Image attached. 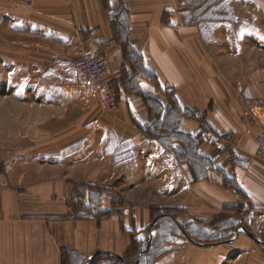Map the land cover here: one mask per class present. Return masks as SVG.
<instances>
[{
  "label": "crops",
  "instance_id": "1",
  "mask_svg": "<svg viewBox=\"0 0 264 264\" xmlns=\"http://www.w3.org/2000/svg\"><path fill=\"white\" fill-rule=\"evenodd\" d=\"M246 2L0 0V39L17 46L0 52V87H14L35 122L70 124L37 125L48 142L31 141L0 172V264H139L157 209L178 212L158 231L171 241L141 264H264V70L247 75V57L264 49L249 51V33L224 24ZM78 47L108 59L116 113L84 106ZM170 96L188 140L171 148L154 137ZM190 143L202 161L179 159Z\"/></svg>",
  "mask_w": 264,
  "mask_h": 264
},
{
  "label": "rangeland",
  "instance_id": "2",
  "mask_svg": "<svg viewBox=\"0 0 264 264\" xmlns=\"http://www.w3.org/2000/svg\"><path fill=\"white\" fill-rule=\"evenodd\" d=\"M237 1L240 0H232V2H237ZM246 1H247L246 5L241 4L239 6L232 7L231 15L227 14V16H225L224 24L226 30L249 33L248 36L243 37L244 38L243 41L245 42V48H247L249 51L250 49L252 48L255 49L257 47H262L264 49V0H246ZM16 47L17 46L14 40L0 39V52L9 54L11 56H15ZM75 50L72 51V55L74 59L76 55ZM247 59H248V63H247L248 77L256 69L264 70V53L262 56L260 54L249 55ZM12 78L14 79V73L12 74ZM106 78L110 83V70L109 73L106 75ZM0 79H6V77H4L3 75L1 77L0 74ZM13 96H15L14 87L12 88H6L4 86L0 87V172L2 171L5 172V165L7 163H10L12 159H15L17 155H21L24 153L21 152V149L23 147L32 144V142L33 143L38 142L40 144L44 142L45 143L48 142L47 135L39 136L35 134V130L33 131V128L37 127V125L43 128L52 126L55 132L59 131L58 129H61L60 127L62 126H64L65 128L70 126V124L68 125V123L67 124L64 123L65 121L63 120L50 121L49 123L48 121H42V120H40L39 123H37L38 122L37 120H35L37 121L35 122L34 119L31 117L32 116L31 104L17 103L15 99L12 98ZM116 99L118 102L117 96ZM83 104L87 108H95V109L99 108L101 111L110 114L116 113L119 109V103H118V108L115 111H108L107 109L102 108L97 103L96 100H92ZM78 124H79V120L76 121L77 126ZM137 133H141V132H137ZM64 136L66 135L58 133L56 134V136L53 137L52 140L59 142L60 140L64 139ZM72 187L73 189H75L77 188V185L73 184ZM104 190L107 191V189ZM260 227H263L264 229V224L260 225ZM260 227H259V231H260ZM157 238L158 237H156V239ZM158 241H160V239ZM170 241H171V237L165 234L163 241H160V246L164 247L163 244ZM263 252H264V248H263Z\"/></svg>",
  "mask_w": 264,
  "mask_h": 264
},
{
  "label": "built area",
  "instance_id": "3",
  "mask_svg": "<svg viewBox=\"0 0 264 264\" xmlns=\"http://www.w3.org/2000/svg\"><path fill=\"white\" fill-rule=\"evenodd\" d=\"M74 68L77 74L76 90L80 97L89 102L96 100L97 103L108 111L118 108L116 95L106 78L109 73L107 58L101 53H92L79 47L75 50ZM137 137L149 140L150 137L143 133H137ZM255 156L264 163V126L255 138ZM263 227H260V231Z\"/></svg>",
  "mask_w": 264,
  "mask_h": 264
},
{
  "label": "trees",
  "instance_id": "4",
  "mask_svg": "<svg viewBox=\"0 0 264 264\" xmlns=\"http://www.w3.org/2000/svg\"><path fill=\"white\" fill-rule=\"evenodd\" d=\"M111 89L113 90L112 86H111ZM113 92L115 93L114 90H113ZM115 95L117 96L116 93H115ZM170 100L172 102V105H171V108L169 109L167 115H165L164 119L161 122L159 120L156 121L157 122L156 123L157 129H156V134L154 136V137L160 139L161 142H163V144H165L169 147L173 142H175L176 138L178 139V141H180V142L182 141L184 144H186L188 141L186 138H184L185 137L184 135L182 136L175 131V128H174L175 118L179 115L178 113L180 112V110H179L178 106L174 103L173 98L171 96H170ZM189 147H191V148H189V150H186L183 148L180 149V151L178 153L179 159H183V160L185 159L190 164L194 160L202 161L203 158L200 157V155L196 151H194V145L192 143H190ZM187 158H188V160H187ZM162 211H163V213L167 214V215H164L163 219L159 218L160 211L158 209L153 211V215H152L153 228H157L156 237H158V238L156 239V237H155V239L152 242L153 243V246L151 247L152 249L149 248L148 252L144 255L143 259L145 258L144 260L146 262L150 259V257H151V259H154L161 252L160 250L162 247L160 246V241H163V239L165 237V233L162 235L161 232H158V231H160L161 227H163V226H160L161 225L160 223L164 224L165 222L169 221L170 219H175L178 215V212L176 210L165 209ZM180 234L183 235L181 232H180ZM185 234L191 236V231H185ZM230 236H231V234H230ZM226 237L221 236L220 238H226ZM159 239H160V241H158ZM135 246H136V242L135 243L133 242V250H134ZM140 251H141V247H139V248L136 247V252H137L136 257L140 253ZM144 260H141V262H144ZM141 262L139 264H141ZM90 264H125V262H123L122 260H118V259L112 260V259H108L105 257L97 256L93 259V261Z\"/></svg>",
  "mask_w": 264,
  "mask_h": 264
},
{
  "label": "water",
  "instance_id": "5",
  "mask_svg": "<svg viewBox=\"0 0 264 264\" xmlns=\"http://www.w3.org/2000/svg\"><path fill=\"white\" fill-rule=\"evenodd\" d=\"M187 240H188L189 242H192V243H193V240H191L189 237H187ZM227 242H230V241H227Z\"/></svg>",
  "mask_w": 264,
  "mask_h": 264
}]
</instances>
